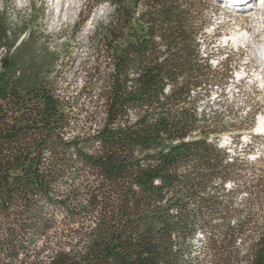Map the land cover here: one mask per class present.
<instances>
[{"label": "trees", "instance_id": "trees-1", "mask_svg": "<svg viewBox=\"0 0 264 264\" xmlns=\"http://www.w3.org/2000/svg\"><path fill=\"white\" fill-rule=\"evenodd\" d=\"M108 2L95 51L110 61L82 63L72 97L56 61H21L23 42L1 58L0 264H264V222L229 220L241 208L218 194L242 158L198 105L218 81L200 63L201 0Z\"/></svg>", "mask_w": 264, "mask_h": 264}, {"label": "rangeland", "instance_id": "rangeland-1", "mask_svg": "<svg viewBox=\"0 0 264 264\" xmlns=\"http://www.w3.org/2000/svg\"><path fill=\"white\" fill-rule=\"evenodd\" d=\"M126 1L132 4V0ZM257 7L258 3L235 12L224 7L221 0H201L200 10L194 14L199 27L200 63L205 66L204 61H208L211 75L218 77L212 86L202 85L196 89L200 96L198 105L210 117L217 112L220 146L231 156L242 158L239 159L242 160L240 175L234 174L228 179L226 190L218 194L232 207L241 208V213L232 215L229 220L246 219L252 213L253 220L262 223L264 195L254 194L252 197L256 199L247 200L251 195L249 185H254V191L263 188L257 179L261 180L259 175L264 173V159H256L264 155V130L257 129L259 117L264 114V82L258 80L259 73L264 78V64L251 53L253 49L260 55L258 48L264 30L250 47L225 40L245 27L250 31L260 30L262 25L264 28V22L259 23L257 19H260V2ZM111 13L108 0H0V24L6 27L8 42L0 48V56L13 54L23 42L26 50L21 61H56L55 68L61 71L59 90L72 97L83 83L82 63L110 61L108 57L97 60L95 29L108 22ZM262 13L264 20V8ZM206 21L209 23L204 28ZM199 233L190 241L191 256L201 250L203 239Z\"/></svg>", "mask_w": 264, "mask_h": 264}, {"label": "bare ground", "instance_id": "bare-ground-1", "mask_svg": "<svg viewBox=\"0 0 264 264\" xmlns=\"http://www.w3.org/2000/svg\"><path fill=\"white\" fill-rule=\"evenodd\" d=\"M244 1V2H243ZM247 1L249 2V1H252V0H241V2H237L236 4H235V7H239L240 9L241 8H243V7H247V6H249L250 4H248L247 3ZM263 2H260V4H261V7H259V3H258V7L260 8L259 9V11H260V13H259V15H260V19H259V17H257V19H258V22L260 23V22H262V24H263V22H264V20L262 19V15H263V13H262V10H263V8H264V0H262ZM263 3V4H262ZM255 5V4H254ZM257 7V8H258ZM253 22L254 21H256V19H253L252 20ZM260 27V26H259ZM263 26H261L260 27V30H257V31H250V29H248L247 27H245V28H242L243 29V31H238V32H236L235 34H233V35H231L230 37H227L225 40H226V42L227 43H233V44H235V45H238V44H244L246 47L247 46H249L250 47V43L251 42H253L254 41V38L258 35V34H260L259 32L260 31H262V30H264V28H262ZM257 29H259V28H257ZM255 41H256V39H255ZM256 46V45H255ZM251 49V48H250ZM259 50H260V55H257L256 53H255V50H253L252 49V55L253 54H255V56H258V58L260 59V60H262L263 61V64H264V38H263V40H262V42H261V44H260V46H259V48H258ZM1 56H0V61H1ZM256 75H258V74H256ZM261 78V79H260ZM263 77H262V73H259V77H258V80H260V81H262V82H264L263 81V79H262ZM261 83V82H260ZM257 129L258 130H264V114H261L260 115V117H259V120H258V127H257Z\"/></svg>", "mask_w": 264, "mask_h": 264}]
</instances>
